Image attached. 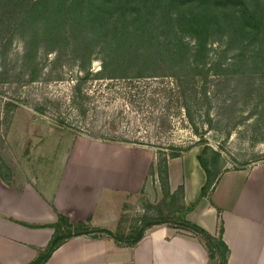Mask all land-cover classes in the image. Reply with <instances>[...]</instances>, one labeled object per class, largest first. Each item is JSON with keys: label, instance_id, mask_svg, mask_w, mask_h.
Listing matches in <instances>:
<instances>
[{"label": "rangeland", "instance_id": "obj_1", "mask_svg": "<svg viewBox=\"0 0 264 264\" xmlns=\"http://www.w3.org/2000/svg\"><path fill=\"white\" fill-rule=\"evenodd\" d=\"M30 1L7 0L13 10L0 25L5 176L20 180L36 171L44 183L53 180L57 156L76 135L148 146L155 161L148 173L158 175L160 192L153 202L140 195L109 231L130 240L160 218L181 222L179 188L172 197L166 185L168 157L200 153L207 190L223 170L264 164V66L235 61L236 52L247 56L259 45L248 36L257 19L264 21V0H149L162 5L157 16L166 24L145 44L136 38L147 17L136 9L142 0H45L66 6L62 13L30 9L28 15ZM200 14L218 20L220 28L207 29L203 44L194 47ZM239 26L247 30L242 48L237 39L226 41L229 27ZM130 49L149 51L153 62L137 66L134 53L133 62L123 61L121 51ZM205 245L216 264V250Z\"/></svg>", "mask_w": 264, "mask_h": 264}, {"label": "crops", "instance_id": "obj_2", "mask_svg": "<svg viewBox=\"0 0 264 264\" xmlns=\"http://www.w3.org/2000/svg\"><path fill=\"white\" fill-rule=\"evenodd\" d=\"M64 149L56 159L58 176L45 183L36 171L20 180L0 171V264L32 261L53 233L37 224L54 221L57 212L94 230L61 242L44 264H214L203 235L181 222L144 224L130 240L110 234L140 195L153 202L160 192L158 175L148 173L155 162L148 146L76 135ZM195 155L166 159L167 188L181 187L178 202L187 207L181 221L213 234L219 215L225 264H264V164L223 170L202 195L206 175Z\"/></svg>", "mask_w": 264, "mask_h": 264}, {"label": "trees", "instance_id": "obj_3", "mask_svg": "<svg viewBox=\"0 0 264 264\" xmlns=\"http://www.w3.org/2000/svg\"><path fill=\"white\" fill-rule=\"evenodd\" d=\"M1 1V0H0ZM16 1V0H15ZM45 0H32L30 1V5L28 7V9H25L24 13L27 12L28 15H30L33 11H35L37 14H44V13H48L51 12L53 10V8H56V10L60 13H62L63 11V7H64V3L58 6H55V4L53 2H48L47 4H44ZM124 1H128L129 3L132 2V0H124ZM149 0H142V1H135L136 4V9L141 8L145 14L147 15L146 18L144 19H140L141 21V33L139 34V36H136V38L140 39L142 43H147L149 42L152 38H153V34L152 31H154L155 29H157V26L160 23H163L164 25L166 24V21H164L165 19L162 18V16H157V13L161 14L162 12L157 11V9H161L160 7L162 5L159 6V8H157V6H153L151 5V3L148 2ZM66 6V5H65ZM41 7V8H40ZM32 9V10H30ZM50 9V10H49ZM13 8L9 7V5L7 4V0L5 1H1L0 3V25H3L5 23L3 15L6 12H10L12 11ZM153 10H156L154 15H153ZM37 15H35L34 18H36ZM68 18V17H67ZM171 19L170 15H168V20ZM197 24L196 27L194 29L195 34L194 36V40H195V46L194 47H199L201 44H203V37L208 35L207 33V29H211L212 31H219L220 26L218 25V20L212 19L209 16H207L206 14H200L198 15L197 18ZM245 32H247V30L242 29L241 26H239L238 28L235 27H229L228 29V33L226 35V41L227 42H234V39H237L238 42L240 43L239 48H242L245 46V41H244V34ZM250 35L248 36L250 37H256L259 45L255 46L254 48L251 49V52L246 56L244 54H242L241 51L236 52V56L237 58H235V61L240 62V58H242V62L244 64H251L253 66H257V67H261L264 66V21L260 22L258 19L253 27V29H251L249 31ZM144 34H147L148 39L143 38L142 36ZM180 43L183 44L184 42H182V40L180 39ZM131 46V43L128 47ZM145 48L147 49V47L145 46ZM198 49V48H197ZM136 55L137 59L139 60V62L136 64L137 66H150V62H153V58H151V56H147V54H150L149 51L147 53L144 52H139L137 53L135 50H123L120 53V57L123 58V61H125V58H129V61L133 62V57L131 54ZM127 58V59H128ZM151 58V59H150ZM244 58V59H243ZM163 59V58H162ZM196 158L200 164V166H204L203 163V158L201 156L200 153L196 154ZM205 175H206V180L203 183V185L200 188V192L202 195H205V193H207V184L209 182V176L207 171L205 170ZM167 176L165 175V178ZM182 188L179 187V193H181ZM175 191H172L170 194L173 197ZM192 205V203L190 204ZM179 209H186L185 207H183L182 205H178L177 206ZM165 218H160L157 221H154L153 223H158V222H163L165 221ZM218 225L215 229V232L213 234L208 233L207 231H205L201 226L197 225L194 222H191L187 219H182L181 224L188 226L189 228L201 233L205 239V241L209 244V246L213 249L216 250L217 256H218V262L216 264H225L226 261V256H225V252L227 250V246L226 244L223 242V240L221 239V232H222V224H221V219L218 215ZM27 225H33V224H27ZM37 225L39 226H50L53 228V233L51 235V238L49 239L48 243L46 244L45 247H43L39 253L37 254V256L30 261L28 264H44V261L46 260V258L49 256V254L51 253V251L56 248L61 242H63L64 240H66L67 238H69L72 235L75 234H80V233H87L91 230H94L93 227H91L87 222L85 221H76V222H69L67 217L62 214L57 212L56 214V219L52 222H48V223H38ZM107 231V230H106ZM108 232V231H107ZM140 234V231L137 233V235ZM136 235V236H137Z\"/></svg>", "mask_w": 264, "mask_h": 264}, {"label": "water", "instance_id": "obj_4", "mask_svg": "<svg viewBox=\"0 0 264 264\" xmlns=\"http://www.w3.org/2000/svg\"><path fill=\"white\" fill-rule=\"evenodd\" d=\"M53 125H55V126H60L58 123H56V122H51Z\"/></svg>", "mask_w": 264, "mask_h": 264}]
</instances>
